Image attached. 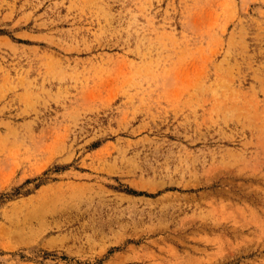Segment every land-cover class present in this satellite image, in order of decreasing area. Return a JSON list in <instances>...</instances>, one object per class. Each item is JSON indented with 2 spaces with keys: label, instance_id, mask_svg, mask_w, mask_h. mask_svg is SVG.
<instances>
[{
  "label": "rangeland",
  "instance_id": "1",
  "mask_svg": "<svg viewBox=\"0 0 264 264\" xmlns=\"http://www.w3.org/2000/svg\"><path fill=\"white\" fill-rule=\"evenodd\" d=\"M0 264H264V0H0Z\"/></svg>",
  "mask_w": 264,
  "mask_h": 264
}]
</instances>
